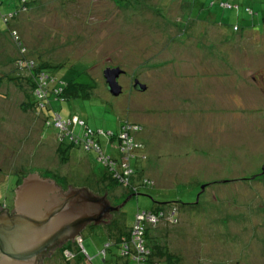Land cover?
I'll use <instances>...</instances> for the list:
<instances>
[{"label":"rangeland","instance_id":"rangeland-1","mask_svg":"<svg viewBox=\"0 0 264 264\" xmlns=\"http://www.w3.org/2000/svg\"><path fill=\"white\" fill-rule=\"evenodd\" d=\"M0 1L1 11L15 3ZM28 1L9 30L0 20V199L16 173L29 172L91 185L115 203L125 198L122 186L100 181L104 168L94 151L73 144L62 159L60 129L46 124L52 109L85 120L115 160L109 133L119 119L138 122L147 158L130 163L146 164L141 172L153 181L110 222L81 228L92 263L72 245L77 254L69 262L57 247L42 264L129 262L111 234L158 202L177 209V222L161 220L152 230L178 264H264V0ZM106 66L125 71L117 96L106 89ZM36 68L90 90L79 87L49 105L37 93ZM134 77L146 89H134Z\"/></svg>","mask_w":264,"mask_h":264},{"label":"water","instance_id":"water-1","mask_svg":"<svg viewBox=\"0 0 264 264\" xmlns=\"http://www.w3.org/2000/svg\"><path fill=\"white\" fill-rule=\"evenodd\" d=\"M121 72L119 66L103 69L106 89L114 96L122 91L117 79ZM133 88L142 91L146 83L135 77ZM14 193L15 208L0 211V264H39L53 247L79 234L86 223L107 221L103 219L106 213L119 209L131 196L115 205L111 196L91 185L67 187L57 177L36 172L22 177Z\"/></svg>","mask_w":264,"mask_h":264},{"label":"trees","instance_id":"trees-1","mask_svg":"<svg viewBox=\"0 0 264 264\" xmlns=\"http://www.w3.org/2000/svg\"><path fill=\"white\" fill-rule=\"evenodd\" d=\"M32 1L35 2V0H32ZM0 4H1V1H0ZM26 5H29V1L28 0H15V3L11 7H9L7 10L3 9V11H1V9H0V20L7 27V30H9V21L8 20L12 16H15L18 11H21L22 8L26 9ZM17 42H18V44H22V40L21 39H17ZM22 47L24 48L23 44H22ZM46 66H47L46 64L45 65H40V68H45ZM41 70H43L44 73L47 72L48 75H50V76H52L54 78V82L51 83V84L49 83V85L46 86V90L49 91V93H48V95H49L48 96L49 105H50L51 100H53V99H58L60 101L66 100L68 97L72 96L71 94H73L74 90L76 91L77 88H79V87L83 91L87 90V89L90 90L89 88L91 86H90L89 83L79 82V81H76L74 79H70V80H67V81H62L56 75H53L51 72H49V70H45V69H41ZM38 71H39V69L36 68V73ZM54 88L56 90H59L61 88L63 90V92H61V93L59 92V94H58L57 92L54 91ZM60 96H63L64 99L60 98ZM55 111L59 112L57 110L52 109V111H50L49 115L47 114V116H50V114L52 112H55ZM48 112H49V109H48ZM83 121H84V125L86 127L91 128L93 131H96L85 120H83ZM84 125L83 126L76 125L75 127L80 126L81 129H83V131H85L86 128L84 129ZM47 126L48 127H52L55 130L57 129L52 124H48ZM74 135H78L80 138H83V139L86 138V136H84V132L82 133V130L75 131V129H74ZM95 137L98 138L97 135H95ZM59 138H60V140H58L59 141L58 148H59V151L61 152V155L63 157L62 159H64V158H67V156H68L66 154L67 149L69 147H71V146H74V145L78 146V144H74L73 145L72 142L68 141V138L66 139V137L62 138L60 136ZM63 144H65V145H63ZM79 146H81V148L84 151H90V150H85L84 147L82 146V144H80ZM104 150L106 152V149H104ZM115 153L117 155H119L117 153V151H115ZM107 154L110 155L112 153L109 152ZM98 161L100 162V160H98ZM100 164L104 168V172H103V174L101 176L100 181H107L108 184L111 185V188H114V189L117 188L118 186H122L125 189L124 193H125L126 196L130 195L132 193L135 194V191H138V187L139 186L147 185V183H142L141 185L139 183H137L138 177L141 176V173H140L141 170H140V168L138 169V167L136 165H134V164L130 163L132 171H131V173L129 175H123V173H122L123 167H121V165H118L116 167V170L113 169L112 171H107L105 169L104 164H102L101 162H100ZM53 177H55V176H53ZM162 204H163L162 202H158L157 204L153 205L151 208H148V209H151L154 212H159L160 210H163L165 212V215H163V216H170L171 210L173 208L175 209V211L177 210L175 205H170L169 209H165ZM143 209L147 210L145 208H143ZM140 210H142V209L136 210L135 213L137 211H140ZM135 213H134V216H133L132 223L134 222ZM172 217H173V219H177L176 212L172 214ZM161 220H164L165 222L166 221L167 222H172V221H170L169 217H162ZM112 222H114V221H112ZM175 222H177V220ZM175 222H172V223H175ZM132 223L129 226H124L123 228L118 229L115 232V234H111V232H110V234L113 236V242L112 243H116L118 245V247H119V256L121 254V250L123 249L122 242H121V236L124 235V236H127V238L128 237L129 238L132 237V235H130V231H129V228L132 225ZM155 227H157V226H154V227H149L148 226V227H146V229L144 231V241H145L144 245H145V249L147 250V252H145L142 255L140 260L143 261L144 264H153L155 262H160L162 264H178V260L180 259L179 255L177 253L172 252L168 248V246L166 244H164L163 242H162L163 244H161V241L156 238L157 229H155V231H153L154 230L153 228H155ZM77 235H79V237H80L79 241H77L76 237H74V238L70 239V241H69V239L65 240L62 244H60V246H58L60 252L62 253V258H63L64 262H69L68 256L66 255L65 250H68V251L72 252L75 255L77 254V252H79L80 254H82L85 257V259L87 261L91 262L93 257L91 255H89L88 251L83 246L82 237H81L80 232ZM110 244L111 243L109 241L104 242L103 248H101L98 251V253L100 255H102V260L103 261H106V252H107V249L109 248ZM72 245H75V248L77 249V252L74 251L71 248ZM81 247H83L85 249V251L88 254V256H86L82 252ZM127 260H129V258H127ZM122 264H130V261L126 263L123 260Z\"/></svg>","mask_w":264,"mask_h":264},{"label":"built area","instance_id":"built-area-1","mask_svg":"<svg viewBox=\"0 0 264 264\" xmlns=\"http://www.w3.org/2000/svg\"><path fill=\"white\" fill-rule=\"evenodd\" d=\"M19 61L22 62L21 59ZM23 61H25L27 65L30 64L26 60ZM37 75L38 79L40 78V80H38V87L36 89L37 93L38 95L44 94L47 96L48 101L49 91L46 90V86L49 85V83H53L54 78L48 75L47 72L44 73L43 70L39 71ZM60 89L56 90L54 88V91L59 94V92H63V90L61 89V91ZM60 98L64 99L63 96H60ZM40 104L44 105L43 103ZM46 122L47 125L52 124L53 126H56V128L60 129L59 132L62 138L67 136L68 141L72 142V144H82L85 150L94 151L97 159L100 160L102 164H104L107 171H112L113 169L116 170V167L121 165V167H123V175H129L132 171L130 160L137 155V150L142 148V142L139 141L136 136L137 132L142 129V126L138 122L128 119H120L116 133L110 132L108 135V142L110 146L115 147V151H117L119 154V160H115L112 156L105 152L99 141V138L95 137V135L98 133L93 131L91 128L86 127L84 125L83 119L79 118L77 115L65 118L62 117L59 112L55 111L50 114ZM70 125H72V128L69 127ZM76 125H84V129L86 128L85 131H83L84 136H86L85 139L80 138L78 135H74V129ZM114 140L117 141L116 144L113 142ZM150 180L151 179L145 177L141 184L148 183ZM175 212L176 211L173 208L171 210L170 216H163L165 215L163 210H160L159 212H154L151 209H142L137 211L135 213L134 222L129 228L130 235H132V237H128V239L127 236H121L123 249L121 250L120 256L122 255V257L129 258L130 264H144V262L140 259L142 255L147 252L144 245V231L146 227L157 226L162 217H169L170 221L175 222L177 219H173L172 217V214ZM75 237L77 241L80 240L79 235ZM81 250L86 256H88L83 247H81ZM65 253L68 257L73 255V253L68 250H65ZM153 264L162 263L155 262Z\"/></svg>","mask_w":264,"mask_h":264},{"label":"flooded vegetation","instance_id":"flooded-vegetation-1","mask_svg":"<svg viewBox=\"0 0 264 264\" xmlns=\"http://www.w3.org/2000/svg\"><path fill=\"white\" fill-rule=\"evenodd\" d=\"M123 73H125V71L124 72H121L120 74H119V76L121 75V74H123ZM119 76L117 77V79L119 78ZM135 78V77H134ZM134 78H133V80H134ZM138 78V77H137ZM28 173H25V174H23V175H20V174H18V173H16V179H15V184L12 186V189L9 191V193H5L4 194V198H2V199H0V211L1 210H7L8 212H11L14 208H15V205H14V198H15V193H14V188H16L17 187V185L22 181V177H24V176H26ZM40 175V174H39ZM42 176V175H41ZM44 177H46V176H44ZM66 186L68 187V185L66 184ZM7 194H8V196H7ZM107 195V194H106ZM117 204H119V203H115V205H117ZM114 211H118V210H110V211H108L107 213H106V216L103 218L104 220H107V221H104V222H110L111 221V219H112V216H111V214L113 213L114 214ZM91 223H93V222H88V223H86L85 225H87V224H91ZM84 225V226H85ZM58 246L56 245L55 247H53L51 250H50V252L52 253V251L55 249V248H57ZM48 253V254H46L42 259H41V261L39 262L40 264H42L43 262H44V259L48 256V255H50L51 253Z\"/></svg>","mask_w":264,"mask_h":264},{"label":"crops","instance_id":"crops-1","mask_svg":"<svg viewBox=\"0 0 264 264\" xmlns=\"http://www.w3.org/2000/svg\"><path fill=\"white\" fill-rule=\"evenodd\" d=\"M120 120V119H119ZM139 136V135H138ZM143 136V135H142ZM139 139V138H138ZM141 142H143V140H141V139H139ZM109 143V142H108ZM144 143V142H143ZM110 147H112V146H110ZM143 147H145V145L143 144ZM115 148V147H114ZM115 150V149H114ZM115 152V151H114ZM142 154H146L145 153V151L143 150V149H141L140 150V152L139 153H137V155L134 157V159H135V161L137 162L138 161V159H141V162H142V160L144 159H146L147 158V155H145V157L144 158H142ZM137 167H138V169L140 168V170H144V168H147V165L146 164H142V166H140V165H137V163L135 164ZM149 169H152L151 168V166L149 167ZM140 173H141V175H144L141 171H140ZM146 178H149V179H151L150 180V182H148L147 183V185L148 184H150V183H152L153 181H152V178H150V177H148L147 175H144ZM59 183H61V181H59ZM206 183H208V181H206ZM72 239V238H71Z\"/></svg>","mask_w":264,"mask_h":264}]
</instances>
